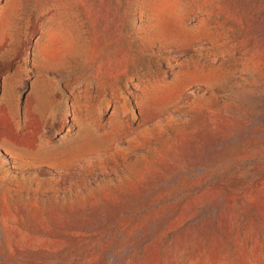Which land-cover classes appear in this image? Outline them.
I'll return each instance as SVG.
<instances>
[{
	"label": "rangeland",
	"instance_id": "374dc122",
	"mask_svg": "<svg viewBox=\"0 0 264 264\" xmlns=\"http://www.w3.org/2000/svg\"><path fill=\"white\" fill-rule=\"evenodd\" d=\"M0 264H264V0H0Z\"/></svg>",
	"mask_w": 264,
	"mask_h": 264
}]
</instances>
